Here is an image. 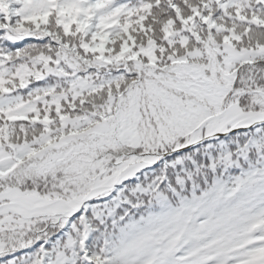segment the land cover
I'll list each match as a JSON object with an SVG mask.
<instances>
[{"label":"snow or ice","instance_id":"obj_1","mask_svg":"<svg viewBox=\"0 0 264 264\" xmlns=\"http://www.w3.org/2000/svg\"><path fill=\"white\" fill-rule=\"evenodd\" d=\"M0 264H264V0H0Z\"/></svg>","mask_w":264,"mask_h":264}]
</instances>
